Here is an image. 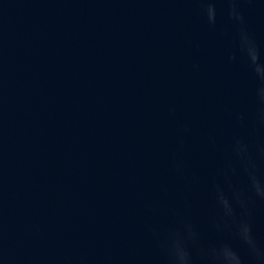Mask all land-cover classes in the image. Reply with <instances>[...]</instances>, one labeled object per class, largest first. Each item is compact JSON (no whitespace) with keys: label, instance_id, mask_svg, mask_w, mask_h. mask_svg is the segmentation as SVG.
Listing matches in <instances>:
<instances>
[{"label":"water","instance_id":"water-1","mask_svg":"<svg viewBox=\"0 0 264 264\" xmlns=\"http://www.w3.org/2000/svg\"><path fill=\"white\" fill-rule=\"evenodd\" d=\"M0 264H264V0H0Z\"/></svg>","mask_w":264,"mask_h":264}]
</instances>
